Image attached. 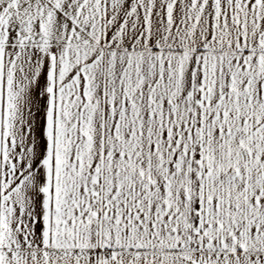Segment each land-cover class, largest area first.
Masks as SVG:
<instances>
[{
  "label": "snow or ice",
  "instance_id": "6c2138e0",
  "mask_svg": "<svg viewBox=\"0 0 264 264\" xmlns=\"http://www.w3.org/2000/svg\"><path fill=\"white\" fill-rule=\"evenodd\" d=\"M0 264H264V0H0Z\"/></svg>",
  "mask_w": 264,
  "mask_h": 264
}]
</instances>
